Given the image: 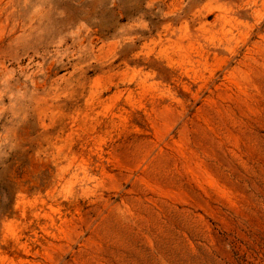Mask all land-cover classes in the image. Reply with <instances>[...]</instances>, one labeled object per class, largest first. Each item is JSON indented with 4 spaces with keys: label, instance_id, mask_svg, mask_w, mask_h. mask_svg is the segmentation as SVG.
Masks as SVG:
<instances>
[{
    "label": "rangeland",
    "instance_id": "obj_1",
    "mask_svg": "<svg viewBox=\"0 0 264 264\" xmlns=\"http://www.w3.org/2000/svg\"><path fill=\"white\" fill-rule=\"evenodd\" d=\"M0 264H264V0H0Z\"/></svg>",
    "mask_w": 264,
    "mask_h": 264
}]
</instances>
